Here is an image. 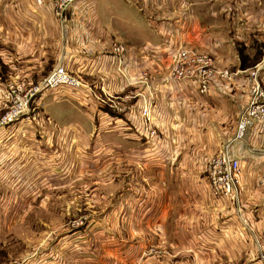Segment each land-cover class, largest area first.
<instances>
[{
  "label": "rangeland",
  "instance_id": "374dc122",
  "mask_svg": "<svg viewBox=\"0 0 264 264\" xmlns=\"http://www.w3.org/2000/svg\"><path fill=\"white\" fill-rule=\"evenodd\" d=\"M88 1L94 7L98 0ZM106 2L110 19H117L121 6L132 5L142 22L132 15H126L127 18L142 26H156L159 35L179 34L187 23L191 26L203 22L205 40L209 44L206 47L218 49L224 44L223 57H226L224 50L228 44L235 39L239 41V66L232 69L229 65H218L215 53L209 49L192 45L175 49L204 54L214 71L208 90L201 93L195 80L171 76L175 65L172 59L164 80L186 83L184 86L203 98L201 101L190 99V102L204 106L207 98L212 102L210 97L214 90L211 88L226 87L234 77H240L236 88H230L228 93L234 102L242 105L241 98L246 101L251 73L256 69L264 86V69H261L264 65V0ZM65 10L60 16L56 10L55 14L64 18ZM236 23L237 37L233 30ZM112 45L114 54L116 46H124L120 42ZM159 46L165 50L162 42ZM58 65L65 67L63 61ZM177 65L182 68V64ZM66 70L79 79L80 87H59L43 92L41 82L47 73L20 91L11 90V86L5 88L7 84L0 89L6 102L0 108L2 143L5 130L24 121V169L18 171L23 176H12L15 167L4 163L1 166L0 264H152L150 257L159 252L157 249L168 252L167 244L174 243L168 234L181 225L188 226L192 238H196L197 223L180 219V216L193 218L203 212L207 214L208 208L212 210L215 196L208 188V167L218 151L208 150L204 134L194 136L200 145L189 137L183 146L181 129L186 121L181 117L179 101L172 110H165L172 105L152 86L147 67L141 68L135 82L128 84L135 90L126 89L121 93H109L96 79L89 81L80 72ZM175 91L179 99L180 86ZM230 95L225 96L228 99ZM51 96L68 100L53 108ZM219 97L217 102H223ZM19 103L21 112L6 121L5 115ZM236 105L239 108L238 103ZM144 108L149 110V115L143 113ZM169 114L173 119L170 130L167 129ZM122 122L124 128L119 126ZM233 125L234 121V130ZM132 133H141V139ZM118 134H123L124 138L117 139ZM7 146L0 145V155L8 153L10 147ZM169 151L174 152L173 158H169ZM238 186L240 188L239 182ZM194 242L186 245L192 248Z\"/></svg>",
  "mask_w": 264,
  "mask_h": 264
},
{
  "label": "crops",
  "instance_id": "0c3cea01",
  "mask_svg": "<svg viewBox=\"0 0 264 264\" xmlns=\"http://www.w3.org/2000/svg\"><path fill=\"white\" fill-rule=\"evenodd\" d=\"M106 1L109 0H98L93 7L88 0H75L65 10L64 18H60L55 14L52 0H0V89L7 84L5 88L11 86V90L18 88L20 91L36 83L63 61L69 71L80 72L89 81L96 79L109 93H121L126 89L135 90L134 86L128 84L134 83L141 68L147 67L152 86L159 90L161 98L164 96L172 105L165 104V110H172L179 101L181 117L186 121L181 129L183 146H186L184 141H188L189 137L200 145L201 142L194 136L204 134L209 151L222 149L233 138L238 114L246 102L241 98L242 105H239L228 93L236 88L241 78L234 77L226 87L211 88L214 90L210 97L212 102L207 98V104L203 106L201 102H190V99L198 98L201 101L203 98L184 86L186 83L165 81L164 74L174 57V50L182 45L209 49L215 53L218 65L236 68L240 60L237 51L239 41H231L224 50L226 57H223L221 50L224 44L221 43L218 49L206 47L209 44L205 40L203 22L191 26L187 23L179 34L167 32L159 35L156 26H142L134 19L127 18L126 15H132L142 22L132 5L121 6L117 19H110V8ZM93 14L96 17L92 18ZM233 28L237 37V23ZM113 42L116 45L122 43L124 51L114 54ZM161 42L166 45L165 50L160 48ZM178 86L181 89L179 99L175 91ZM225 95L230 96L227 99ZM217 96L224 101L217 102ZM51 100L55 108L68 99L51 96ZM5 103L0 94V108ZM172 120L169 114V130ZM119 126L124 128L125 124L122 122ZM201 126L206 129L201 131ZM133 135L138 140L142 137L141 133ZM3 136L4 143L0 140V145L9 144L10 150L0 155V180L3 177V163L15 167L12 176L22 177V172L18 171L24 169V121L6 129ZM116 138L123 139L124 135L118 134ZM132 143L137 144L135 141ZM228 150L240 159L242 168L237 199L213 197L212 210L203 207L207 214L203 212L193 218L181 215L180 219L197 223V237L192 238L188 226L181 225L178 230L168 234L173 238L168 236L170 241L174 242L167 244L168 252L157 249L159 252L150 257L152 264H264V182H259V176L264 172V135L249 132L242 142L230 144ZM167 154L169 158L174 157L173 151ZM15 157L21 161L15 162ZM189 241L195 243L192 248L186 245Z\"/></svg>",
  "mask_w": 264,
  "mask_h": 264
},
{
  "label": "built area",
  "instance_id": "2783aa9c",
  "mask_svg": "<svg viewBox=\"0 0 264 264\" xmlns=\"http://www.w3.org/2000/svg\"><path fill=\"white\" fill-rule=\"evenodd\" d=\"M57 15L67 9L73 0H52ZM116 52L121 53L124 48L116 46ZM176 56V57H175ZM174 68L171 76L180 79H193L199 92L208 90L209 81L214 77L210 59L204 54L191 53L187 49L175 50ZM182 68L178 67V65ZM263 69L264 65L261 66ZM260 70V69H259ZM258 69L253 71L249 95L246 104L240 111L237 119L236 132L231 140L211 160L208 167V188L215 197L235 198L238 196V182L241 175L240 159L233 156L228 150L230 144L244 140L249 132L254 135H264V86L259 79ZM81 82L62 65L55 66L42 80L43 92L55 90L59 87L78 88ZM22 110L21 103L13 106L5 115L6 121L12 120ZM143 113L150 112L144 108ZM259 181L264 182V172L259 176Z\"/></svg>",
  "mask_w": 264,
  "mask_h": 264
}]
</instances>
